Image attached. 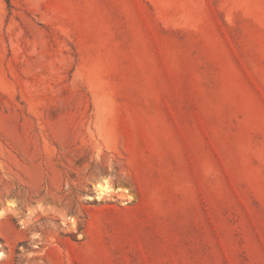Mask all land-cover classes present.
<instances>
[{
  "label": "rangeland",
  "instance_id": "374dc122",
  "mask_svg": "<svg viewBox=\"0 0 264 264\" xmlns=\"http://www.w3.org/2000/svg\"><path fill=\"white\" fill-rule=\"evenodd\" d=\"M8 204L0 264H264V0H0Z\"/></svg>",
  "mask_w": 264,
  "mask_h": 264
},
{
  "label": "bare ground",
  "instance_id": "6f19581e",
  "mask_svg": "<svg viewBox=\"0 0 264 264\" xmlns=\"http://www.w3.org/2000/svg\"><path fill=\"white\" fill-rule=\"evenodd\" d=\"M96 192H97V197L103 196V195H109L111 192L117 191V189L119 188H112L111 186H109L106 183H97L96 184ZM7 209L3 210L0 209V217H3L4 215H6V213L8 211H14V208L16 207L14 204L11 205H7ZM5 256V253L3 251H0V260L3 259V257Z\"/></svg>",
  "mask_w": 264,
  "mask_h": 264
}]
</instances>
